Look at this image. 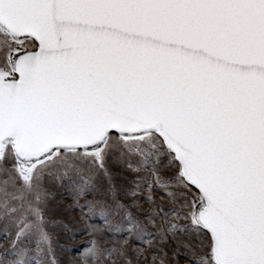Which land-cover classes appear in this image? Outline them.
<instances>
[{"label":"snow or ice","instance_id":"snow-or-ice-1","mask_svg":"<svg viewBox=\"0 0 264 264\" xmlns=\"http://www.w3.org/2000/svg\"><path fill=\"white\" fill-rule=\"evenodd\" d=\"M0 264H264V0H0Z\"/></svg>","mask_w":264,"mask_h":264}]
</instances>
